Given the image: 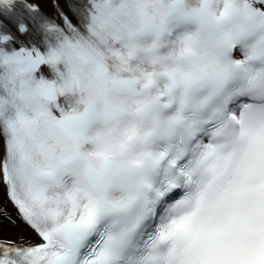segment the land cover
<instances>
[{
    "label": "snow or ice",
    "instance_id": "1",
    "mask_svg": "<svg viewBox=\"0 0 264 264\" xmlns=\"http://www.w3.org/2000/svg\"><path fill=\"white\" fill-rule=\"evenodd\" d=\"M0 18V264H264V0Z\"/></svg>",
    "mask_w": 264,
    "mask_h": 264
},
{
    "label": "bare ground",
    "instance_id": "2",
    "mask_svg": "<svg viewBox=\"0 0 264 264\" xmlns=\"http://www.w3.org/2000/svg\"><path fill=\"white\" fill-rule=\"evenodd\" d=\"M3 196H4V193H3V191H2V190H0V199H2V198H3Z\"/></svg>",
    "mask_w": 264,
    "mask_h": 264
}]
</instances>
